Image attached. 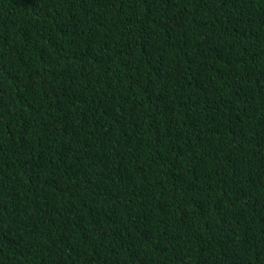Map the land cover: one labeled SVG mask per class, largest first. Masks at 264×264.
I'll return each mask as SVG.
<instances>
[{
    "label": "trees",
    "instance_id": "trees-1",
    "mask_svg": "<svg viewBox=\"0 0 264 264\" xmlns=\"http://www.w3.org/2000/svg\"><path fill=\"white\" fill-rule=\"evenodd\" d=\"M0 264H264V0H0Z\"/></svg>",
    "mask_w": 264,
    "mask_h": 264
}]
</instances>
